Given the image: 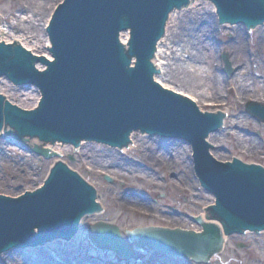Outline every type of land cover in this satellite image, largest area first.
<instances>
[{"label":"water","instance_id":"water-1","mask_svg":"<svg viewBox=\"0 0 264 264\" xmlns=\"http://www.w3.org/2000/svg\"><path fill=\"white\" fill-rule=\"evenodd\" d=\"M189 1L65 0L47 30L53 63L0 46V77L7 76L17 85L35 86L42 94L39 109L30 113L11 107L0 97V132L6 125L20 135L48 143L77 146L84 140L118 148L126 146L129 135L136 131L183 140L192 146L201 185L216 199L210 215L232 229H261L264 170L213 161L205 138L220 126L219 118L201 115L193 104L152 81L155 71L149 61L165 20L172 10ZM207 1L215 5L222 23L253 27L264 20V0ZM126 30L130 41L124 48L118 37ZM131 59H135L134 68L129 67ZM36 62L44 65L46 72H36ZM247 111L264 122L263 107L250 105ZM2 114L15 116L26 127L2 119ZM5 135L13 138L9 132ZM33 151L44 158L55 156L37 146ZM89 191L76 175L57 165L41 190L16 200L0 197V254L55 238L69 240L80 218L90 212ZM35 228L39 234L34 233ZM203 229L199 235L160 230L131 235V240H136L142 251L205 262L219 252L221 235L214 226L204 225ZM88 240L97 250L111 251L123 260L132 257L111 227L97 225Z\"/></svg>","mask_w":264,"mask_h":264},{"label":"rangeland","instance_id":"rangeland-1","mask_svg":"<svg viewBox=\"0 0 264 264\" xmlns=\"http://www.w3.org/2000/svg\"><path fill=\"white\" fill-rule=\"evenodd\" d=\"M20 1L24 0H0V20L2 25H4L10 31V34L3 35V40L6 42H10V38L13 36V33L18 34L15 29H10L8 27V24L15 23L16 18H28L35 29H37V31L35 32H28L32 35L27 36V33H23V36L27 38L26 43H28L29 47H31V44L38 39L37 36L41 34V26L46 21V19L52 15L54 7L62 0H39L40 2L38 3L37 1H34L35 5L33 6V16L29 12H18L17 7L19 6ZM44 4L47 5L42 10ZM197 6L200 10L199 13H201L202 11L207 13L209 20H203L201 22L199 20V16L196 18H191V20H189V23L191 24L192 29H196V32L201 31L203 28L207 27V23L211 24L213 28L212 32H208L209 35L204 36V39L206 42L212 43L215 48V59L212 64L213 70L216 71V74L221 77L226 82V84H230L229 82L234 77L233 75H235L240 70V68L235 69V57L229 47L233 44V41L230 37L233 32L232 30L238 28L240 29V33L243 34V38L241 41L244 51L243 57L245 58V56L252 57V54L254 53L252 48L254 47L255 43L259 41L261 44H264V37L259 39V37H257L255 33L257 32V30H264V26L256 27L252 32H247L243 26L220 27L218 25L216 17L212 14V8L210 7L211 5L209 6L208 3L204 4L199 2ZM177 15L179 16L180 20H182L181 22H184V19L187 21V16H190L189 9L182 10ZM223 53L229 55L228 58L230 66L232 68V73L229 76H226L223 72V63L220 59ZM248 60L249 62L246 65L248 66L249 64V69L251 70V65L255 68V62H251L249 58ZM164 84L169 89L174 87L169 83ZM257 84H259L258 81H256V85ZM200 85L203 87L202 84ZM0 94L5 96L7 101L11 104H16L17 106L25 110L32 109V102H34V100L38 98L37 90H35L34 88L23 87L18 89L13 87L5 79H2L0 81ZM230 95L232 96V93L220 98V100L218 101L208 99L206 100L208 105L202 108L199 107V109L205 113H212L215 110H222L226 112L227 117L225 121V128L227 127L226 132L228 134L229 130L230 135H232L231 131L234 128H228V124L240 117L245 118L248 125L250 126L244 127L243 130H245L244 132H246L249 128L252 129V125L254 126V132L251 133V138L255 140L256 143L254 142V144H256L257 146L254 150L253 148H251L249 152H244L237 148V145L234 143V141H232L231 136L229 137L227 134H225V139H223L222 144L213 145V147L211 146L213 149L210 150V155L217 160L231 161L233 159H239L241 162L248 165L262 164V166H264V125H261L245 113L244 104L238 105L236 103L234 105H230L228 103ZM220 131L221 130L212 135L217 136L220 134ZM222 132H224V130H222ZM227 137H229V140L227 139ZM89 147L90 144L83 143L77 150V154L68 147L60 149V146H55L50 148L54 149L56 152L62 155L64 161L71 167V169L79 173V175H81V177H83L85 181L90 182L92 178L88 173V160L89 156H91ZM175 147L181 148L182 146L178 144V146ZM183 147L186 149V151L190 152L189 147ZM178 150L179 149L171 148L170 155L173 156V160L180 161L179 169L182 170V175L184 170L185 176L188 177V181L182 176L181 178L184 180L186 185L192 187V199L197 200L199 206H202L198 209L188 206L186 209L194 212L195 214H201V209L205 208V206L207 205L208 207L211 206L213 199L210 195H206L199 190L198 184L194 179L193 166L190 165L189 154L184 153V156L186 155L187 159V166H184L183 164L181 165L182 152L179 153ZM67 154H70L74 158L73 163L66 160ZM115 159H117L115 156L106 152L104 161H99L96 157H94L93 164L96 167L100 168L107 167L106 169L114 170L112 172L118 174L120 173V171L117 170V168L113 169L115 167H110L108 163L110 160ZM103 163H105V167L103 166ZM51 164L52 162H46L30 154L23 146H13L8 141L0 140V195L6 197H14L28 191H33L34 188L40 186V184L45 180L49 173ZM170 165H174L172 161L170 162ZM94 181L91 182L97 185V180L95 182ZM101 184L106 188H112L109 185H105L103 183ZM97 188L98 190L102 191V189H100V186H97ZM138 188L135 187L134 190H138ZM134 193L138 194L137 192ZM161 194L163 195V197L160 199L161 204L176 203L180 207H183L182 205L185 206V204L181 200H179V198H183V195L178 193L173 188L161 191ZM180 203L183 204L180 205ZM105 217L109 218L107 219V221H110L119 228L125 226L124 224H126L128 225L126 226V228L129 227L131 229L135 226L152 224L149 222V220L155 219V221L158 222L160 221L162 216L156 218L154 216L151 219L149 217L138 215L122 216L116 213L111 208V206H109ZM103 219L104 218L100 217L96 220H94L93 218L84 219L81 223L80 230L77 236L68 244L54 242L53 244L48 245L44 248L29 250L21 253L23 256L29 258L30 260H37V264H40L42 261H46L45 264H120V262H117L116 258H114L110 254L108 255L95 252L87 242L86 237L89 227L99 220L104 221ZM244 244H250L249 248L243 249L242 245ZM15 252H17V254H13ZM10 253L11 256H8V254L3 255V257L5 258L0 262V264H9L11 257H14L16 260L21 259L18 251H11ZM138 258L139 259L136 261H130L122 264H192L182 260H179V262H171L164 260L163 258L155 257H153V260L151 261L150 258H152V256L150 254L138 255ZM155 259L157 260L156 263ZM210 264H264V235H247L241 238L229 239L223 254L217 257L215 261Z\"/></svg>","mask_w":264,"mask_h":264},{"label":"bare ground","instance_id":"bare-ground-1","mask_svg":"<svg viewBox=\"0 0 264 264\" xmlns=\"http://www.w3.org/2000/svg\"><path fill=\"white\" fill-rule=\"evenodd\" d=\"M34 1H37V3L40 2L39 0L20 1L19 6L17 7L18 12H29L33 16V6L35 5ZM197 4L199 3L193 1L188 6L190 16H187V21L184 19V22H181L182 20H180L179 16L175 13L170 16L167 23L166 35L159 42L155 55L154 64L158 71V75L155 78L156 82L164 89H167L164 83L171 84L174 86L171 88L174 92L192 100L200 108L208 105L206 100L211 99L213 101H218L220 98L227 96L230 93H232V96L230 95L228 100L230 105H234L236 103L239 105L249 101L264 103V44H261L259 41L255 43L254 47L252 48L254 52L252 57L245 56V59L243 57L244 51L241 41L243 34L240 33V29L238 28L232 30L233 32L230 37L233 41V44L229 47L235 57V69L240 68V70L235 75H233L234 77L230 80V84H226V82L216 74V71L213 70L212 64L215 59V48L212 43L206 42L204 39V36L209 35L208 32H212L213 28L211 24L207 23V27L196 32V29H192V26L189 23L191 18H196L199 16V20L201 22L203 20H209L207 13L203 11L201 12L202 14L199 13L200 10L198 9ZM46 5L47 4L43 5L42 10ZM210 7L212 8V14L215 15V8L212 6ZM48 18L41 26V34L37 36L38 39L31 44V47H29L28 43H26L27 38L23 36V33H27V36L32 35L28 32H35L37 29H35L28 18H16L15 23L8 24L10 29H15V31L18 32V34L13 33V36L10 38V42L14 44L18 42L27 51L34 52V55L47 57L49 42L44 30L47 26ZM9 32L10 31L8 28L2 25L0 20V43L3 42L5 45L10 44V42L3 40V35L10 34ZM255 33L259 39L264 37L263 29L260 31L257 30ZM121 40L125 44L127 36H123V39ZM248 58L251 60V62H255V68L251 65V70L249 69V64L248 66L246 65L249 62ZM257 80H259V84L256 85ZM200 84H202L203 87ZM37 100L38 98L32 102V108L36 106ZM240 118L233 120L228 124V128H234L231 131L232 135H230L229 130L227 134L226 127L224 132H221L219 135L209 136V144H222L223 139H225V134H227L229 137L231 136L232 141H234V143L237 145V148L240 150L244 152H249L251 148L254 150L257 146L254 144L255 140L251 138V133L254 132V126L252 125V129L249 128L246 132H244L245 130H243V128L250 125H248L245 118ZM229 137H227L228 140ZM148 142L156 144L154 141ZM94 147L96 146L89 147L91 153L99 161L102 159L105 160L107 152L106 148L102 149V147ZM185 151L186 149L184 148L178 150L179 153L182 152L181 163L184 166H187V160L185 159L186 155L184 156ZM121 153L124 154L125 151ZM108 163H110L111 166L117 168V170L128 174L133 172L138 173L139 170H136L129 164H126L123 160H110ZM132 199L133 200L131 201L123 199L124 201H122V204L127 201L133 205H139L140 207L134 208L136 213H139L140 211H142V213L149 211L148 207H142L144 204L137 202L136 198ZM207 217V222L214 221L212 217L206 215V218ZM177 221L181 222L180 219H177ZM101 222L108 224L105 221ZM215 222L220 226L221 229L224 228L220 222ZM123 243H125V240H123ZM13 254H17V252ZM8 256H11V253H8ZM19 256L21 259L18 260H16L14 257H11L9 264H37V260H30L29 258L22 256L21 253ZM4 258L5 257L0 255V262L4 260ZM45 263L46 261H42L40 264Z\"/></svg>","mask_w":264,"mask_h":264}]
</instances>
